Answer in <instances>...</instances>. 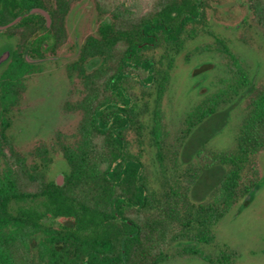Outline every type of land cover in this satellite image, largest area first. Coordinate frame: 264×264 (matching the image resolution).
I'll use <instances>...</instances> for the list:
<instances>
[{
  "label": "trees",
  "instance_id": "1",
  "mask_svg": "<svg viewBox=\"0 0 264 264\" xmlns=\"http://www.w3.org/2000/svg\"><path fill=\"white\" fill-rule=\"evenodd\" d=\"M33 5L44 7L38 0ZM204 7L201 0H157L149 16H139L121 3L115 9L118 14L111 13L96 34L85 38L78 57L66 67L70 76L81 80L83 91L77 101L81 118L75 135L66 144L59 143L66 165L61 185L47 176L50 150L39 146L28 160L7 129L26 77L39 67L27 62L25 54L44 56L45 45L53 48L63 41L66 11H50V26L44 16L32 13L3 30L12 46L0 70V264H161L174 253L232 264L234 252L222 251L212 259L189 243H210L213 226L238 202L247 205L258 186L264 85L249 97L235 147L209 151L201 165L189 162L181 172L178 156L184 140L221 102L247 87V72L226 42L216 37L215 49L229 59L226 86L187 111L172 142L161 108L174 56L185 40L198 35L194 22H200L197 17ZM3 8L0 25L18 16L6 5ZM256 8L264 34V3ZM155 31L160 34L152 36ZM128 62L148 70L143 101V95L129 96L123 84ZM209 67L203 63L194 74ZM128 134L139 142L148 135L162 174L158 190L145 182L140 153L130 151ZM211 165L224 167L221 178L208 199L195 201L191 189L201 170ZM180 241L186 244L171 253L172 245Z\"/></svg>",
  "mask_w": 264,
  "mask_h": 264
},
{
  "label": "rangeland",
  "instance_id": "2",
  "mask_svg": "<svg viewBox=\"0 0 264 264\" xmlns=\"http://www.w3.org/2000/svg\"><path fill=\"white\" fill-rule=\"evenodd\" d=\"M68 1L69 11L61 21L64 30L63 42L26 77L25 89L19 103L10 113V125L7 129L16 149L28 157V160L39 146H46L50 150L52 161L47 176L53 179L63 174V170L66 169L59 143L61 141L66 144L73 139L81 118L76 107L77 101L82 97L83 85L77 76H70L67 73V65L78 57L85 38L96 34L99 23L103 20L109 21L111 13L118 14L115 9L120 8L121 3L139 16H149L155 10L157 2V0ZM241 7L244 13L233 16V19L227 22L226 18L232 16L231 11L235 13ZM211 8L212 13L208 16L206 12L202 13L199 21L206 22L209 17L212 24L211 32L224 36L228 48L247 72L248 85L239 95L221 102L214 114L199 123L184 140L178 156L179 172L183 171L189 162L200 164L201 157L207 156L209 151L219 152L235 147L237 130L249 109L247 106L249 97L254 95L255 89L264 85V34L254 23L251 26L238 25L244 14L246 18L252 16L249 4L242 0H221L217 3L214 1ZM201 29L200 27L197 36L185 40L174 56L167 89L161 99L169 142H172L180 131L187 111L200 98L224 88L231 76L229 59L215 49V38L205 34V30ZM205 45L209 48L206 49ZM11 46L12 42L4 46L0 44V54ZM5 58L7 59L6 56L0 59V70L6 62ZM203 63H210L209 69L194 74V70ZM124 70L128 72V77L123 83L127 93L131 97L142 98L143 95L142 101L145 100L147 89L143 79L147 76V70L131 63L126 65ZM150 108L152 109V105ZM127 138L130 151L140 153L145 182H149L154 190H158L162 174L154 159V150L148 144V135H143L142 142L137 141L132 134H128ZM256 166L260 179L250 196L249 203L243 205L238 202L213 226V240L210 243H189L204 255L214 259L222 251H230L234 252L232 264H264V148L256 156ZM223 171L224 167L221 165L204 167L191 189V197L198 202L208 199ZM185 244L181 241L174 243L170 252L173 253L176 248ZM161 264L215 263L196 254L174 253Z\"/></svg>",
  "mask_w": 264,
  "mask_h": 264
},
{
  "label": "flooded vegetation",
  "instance_id": "3",
  "mask_svg": "<svg viewBox=\"0 0 264 264\" xmlns=\"http://www.w3.org/2000/svg\"><path fill=\"white\" fill-rule=\"evenodd\" d=\"M203 3H204V5H205V7L201 10L202 12L199 14V16L202 14V13H204V12H206V16H208L210 13H212V11L211 10H213L212 8H211V6L213 5V2L215 1V3H217L218 1H221V0H201ZM243 2H246V3H248L249 4V12H251V17L250 18H246V16H245V14L240 18V20H239V22H238V25L239 24H241V25H246V24H248V26H251V24H255V25H257L260 29H261V27H260V25H259V21H258V8H256V5H258L259 3H264V0H242ZM34 2H35V0H7L6 2H4V1H1L0 2V12L1 11H3L4 10V8H3V5H6V7H7V11H12V12H15L16 13V15H19L20 13H23V12H26V11H28L30 8H33V7H40V8H42V9H44L45 11H46V13H47V16H45V15H43V14H40V13H37V14H40V15H42V16H44V18H45V20H46V22H47V24H48V26H50L51 25V23H52V17H51V14H50V11L52 12V11H54V12H57V11H66V13H67V11H69L68 10V8H69V1L68 0H38V2L39 3H41L42 5H44V7H42V6H36V5H33L34 4ZM27 5H29V6H27ZM217 7V6H216ZM214 12V11H213ZM242 12H243V10H242V7L241 8H239V10L237 11V12H235L234 13V11H231V13H232V16H231V18H226V20H227V22L229 21V20H231V19H233V16L235 17V16H237V14L239 15H241L242 14ZM32 13H36V12H32ZM32 13H27V14H32ZM66 13H65V15H66ZM244 13V12H243ZM247 13V12H246ZM234 14V15H233ZM23 16H25V15H23ZM22 16V17H23ZM199 16L197 17V20L199 19ZM15 17V16H14ZM17 17V16H16ZM22 17H20L19 19H18V21L17 22H19L21 19H22ZM65 17V16H64ZM253 17V18H252ZM32 23H33V19L31 18V20H30ZM29 21V22H30ZM106 21H108V20H103V21H101L100 23H99V25L101 24V23H104V22H106ZM193 21V20H192ZM224 21V20H223ZM16 22V23H17ZM191 22V20L190 21H188V23H190ZM16 23H14V24H16ZM31 23V24H32ZM191 23H193V22H191ZM194 23H196V25L197 26H199V28L201 27V28H203L204 30H205V34H209V35H211V36H213L214 38H215V40H216V37H218V38H221L222 40H226L225 38H223L222 37V35L220 36L219 34H217V33H215V32H211V23H210V21H209V17H207V20H206V22L204 21V22H194ZM99 25H98V27H99ZM98 27H97V30H98ZM227 27H229V26H227ZM232 27H234V25L232 26ZM226 28V27H225ZM6 29V28H5ZM5 29H3V30H5ZM3 30H1L0 31V44H2V46H4V45H6V44H8L9 43V41H7L6 39H4V37H3V34H2V32H3ZM97 30H96V33H97ZM262 30V29H261ZM158 35V34H160L158 31H155L153 34H152V36H155V35ZM63 42V41H62ZM61 42V43H62ZM226 42H227V40H226ZM61 43L60 44H58L57 46H53V48L51 47V48H48L46 45H45V50H44V52H45V54H44V56H41V57H36V58H45L47 55H49V53H54L55 51H56V49L61 45ZM2 54V55H1ZM0 55V59H3L5 56H8L7 57V59L9 58V56H10V49H6V50H4L2 53H1ZM28 57H30V56H28ZM31 58V57H30ZM6 59V60H7ZM33 64H38V65H40V63H33ZM129 64V62L126 64V65H128ZM132 64V63H131ZM126 65H125V67H126ZM138 66V65H137ZM139 66H142V67H144V65L143 64H140ZM146 70H147V68L146 67H144ZM125 74H126V77L125 78H127L128 77V72L127 71H125ZM146 77H148V70H147V76H145V78ZM125 80V79H124ZM124 80H123V83H124ZM143 83H144V79H143ZM126 87V86H125ZM130 96V95H129ZM55 180V179H54Z\"/></svg>",
  "mask_w": 264,
  "mask_h": 264
},
{
  "label": "water",
  "instance_id": "4",
  "mask_svg": "<svg viewBox=\"0 0 264 264\" xmlns=\"http://www.w3.org/2000/svg\"><path fill=\"white\" fill-rule=\"evenodd\" d=\"M32 12H36V13H40L43 14L45 16H47V13L44 9L40 8V7H33L30 8L28 11L21 13L20 15H18L17 17H15L13 20H11L10 22L0 25V31L13 25L14 23H16L18 21V19L20 17H22L23 15L27 14V13H32ZM8 57V56H6ZM6 59V58H5ZM25 60L29 63H40L44 60V58H30L27 56V54H25ZM7 61V60H6ZM63 174H60L59 176H57V178L55 179V182L59 185H61L63 183Z\"/></svg>",
  "mask_w": 264,
  "mask_h": 264
}]
</instances>
